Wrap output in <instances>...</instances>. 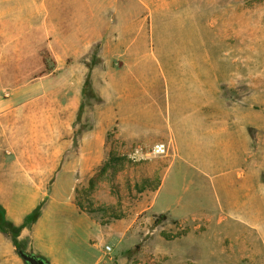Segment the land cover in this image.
I'll return each mask as SVG.
<instances>
[{"label":"rangeland","instance_id":"obj_1","mask_svg":"<svg viewBox=\"0 0 264 264\" xmlns=\"http://www.w3.org/2000/svg\"><path fill=\"white\" fill-rule=\"evenodd\" d=\"M231 172L251 240L156 213ZM0 208V264H264V0H0Z\"/></svg>","mask_w":264,"mask_h":264},{"label":"crops","instance_id":"obj_2","mask_svg":"<svg viewBox=\"0 0 264 264\" xmlns=\"http://www.w3.org/2000/svg\"><path fill=\"white\" fill-rule=\"evenodd\" d=\"M133 78L139 81L143 79V76L134 75ZM246 176V172H231L228 175L229 186H231L229 189L233 194L230 196L231 201L228 209L223 210L220 204H218L217 209H205L204 207L199 208V206L196 208L195 206L189 205L190 202H188L186 205L181 204L180 206H160L159 209H155V211L158 214H164L172 219H185L192 222L197 219L208 220L216 225L231 224L236 228V235L233 239L234 246H237L238 243L241 245L244 241L251 240L254 232L253 201L251 193L248 194L247 192ZM199 181L198 178L197 183H195L194 191H197V189L203 191L202 186L204 185L200 184ZM213 189L215 191V188ZM239 251H241V249H239Z\"/></svg>","mask_w":264,"mask_h":264},{"label":"built area","instance_id":"obj_3","mask_svg":"<svg viewBox=\"0 0 264 264\" xmlns=\"http://www.w3.org/2000/svg\"><path fill=\"white\" fill-rule=\"evenodd\" d=\"M166 151L165 145L163 143H155L149 150H143L141 147H136L132 151V156L138 160L146 159L150 155H162ZM106 250H110L109 247H106Z\"/></svg>","mask_w":264,"mask_h":264},{"label":"water","instance_id":"obj_4","mask_svg":"<svg viewBox=\"0 0 264 264\" xmlns=\"http://www.w3.org/2000/svg\"><path fill=\"white\" fill-rule=\"evenodd\" d=\"M18 255L26 264H48L43 259L34 255L26 254L20 250L18 251Z\"/></svg>","mask_w":264,"mask_h":264},{"label":"trees","instance_id":"obj_5","mask_svg":"<svg viewBox=\"0 0 264 264\" xmlns=\"http://www.w3.org/2000/svg\"><path fill=\"white\" fill-rule=\"evenodd\" d=\"M3 216V212L1 211V208H0V217H2ZM164 216H162V218H163ZM16 235V232H15V234H14V236Z\"/></svg>","mask_w":264,"mask_h":264}]
</instances>
